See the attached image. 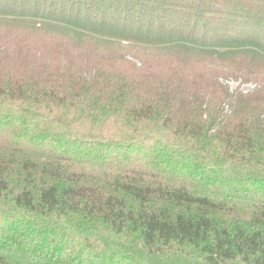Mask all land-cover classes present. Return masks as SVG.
I'll return each mask as SVG.
<instances>
[{
	"label": "trees",
	"instance_id": "trees-1",
	"mask_svg": "<svg viewBox=\"0 0 264 264\" xmlns=\"http://www.w3.org/2000/svg\"><path fill=\"white\" fill-rule=\"evenodd\" d=\"M0 264H264V0H0Z\"/></svg>",
	"mask_w": 264,
	"mask_h": 264
},
{
	"label": "rangeland",
	"instance_id": "rangeland-1",
	"mask_svg": "<svg viewBox=\"0 0 264 264\" xmlns=\"http://www.w3.org/2000/svg\"><path fill=\"white\" fill-rule=\"evenodd\" d=\"M127 57L131 59L129 54ZM136 61H138V60L136 59ZM227 81L231 87L241 86L243 89H246V90L250 89L253 86V84H251V83H245L241 77H237L236 79L230 78V79H227Z\"/></svg>",
	"mask_w": 264,
	"mask_h": 264
}]
</instances>
